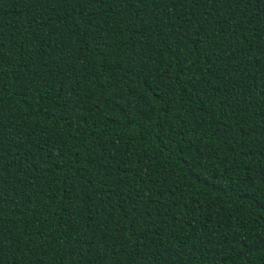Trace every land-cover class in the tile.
<instances>
[{
    "label": "trees",
    "instance_id": "16d2710c",
    "mask_svg": "<svg viewBox=\"0 0 264 264\" xmlns=\"http://www.w3.org/2000/svg\"><path fill=\"white\" fill-rule=\"evenodd\" d=\"M0 264H264V0H0Z\"/></svg>",
    "mask_w": 264,
    "mask_h": 264
}]
</instances>
